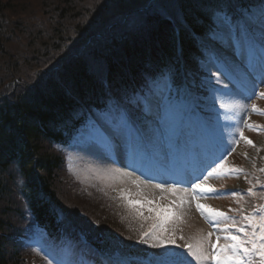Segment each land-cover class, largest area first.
<instances>
[{
	"label": "trees",
	"instance_id": "16d2710c",
	"mask_svg": "<svg viewBox=\"0 0 264 264\" xmlns=\"http://www.w3.org/2000/svg\"><path fill=\"white\" fill-rule=\"evenodd\" d=\"M73 1L75 0H66L64 6L57 9L52 7L53 4L42 5V12L48 19L55 13L56 19L64 20L66 17L72 22H77L76 26L72 27L74 28L72 34H67L62 26H56L48 33L50 43L44 41L46 32L38 31L35 36L33 35V41L35 43L39 39L43 42V45L39 44L42 52L33 49L32 42H23L20 49H16L18 56L12 55L13 59L6 62V66L0 72V103H2L0 105V264H40L44 262L41 256L34 253L32 249L23 250L22 243L17 241L19 218L22 216L18 202L21 199H29V201L33 199L32 207L39 202L42 203L35 215L36 218L33 219L37 221V225H42L49 233H52L57 225L58 218L66 214L67 219L73 221V226L70 227L72 230L67 232L73 240L78 236H85L93 245H97L102 241V237L108 235L123 242L133 239L126 229L117 225L115 220L127 211L121 209L118 202L104 193L97 184L81 182L85 187L79 191L78 181L80 179H75V176L66 171L64 163L56 152L52 151L50 145L57 138L59 131L64 132L63 128L68 126L71 119L72 102L65 92L70 89V94L79 100L89 99L88 96L94 95L98 89L101 90L102 84V75L89 77L85 64L81 60L76 62L69 52L66 55L65 50L68 47L63 48L68 43L73 44L71 48L75 52L82 42H87L88 37L100 28L96 23L99 21L104 23V37L111 38L115 28L109 33L106 26L121 21L122 16L117 17L121 13L136 16V8L150 4V0H133L125 5L120 3L121 0H113L109 5L100 8L102 10L100 15L94 13L96 16L92 17L93 19L89 17L87 21L81 18L84 12L80 13L78 8H73ZM251 2L252 0H214L213 6L215 5L220 12L230 16L240 11L239 15L242 18L239 19L243 20L245 11L252 7ZM116 3H120L122 7L114 11ZM206 4L207 0L200 1L199 5L196 0L189 3L190 7L193 5L198 7L197 11H193L199 19L188 16L187 25L181 28L184 56H189L190 53L193 56L198 55L197 46L200 39L218 34L217 22L213 20L216 11L211 10L210 15L207 16L205 12L209 10L205 7ZM10 8L7 3L0 0V56L8 55L10 48L7 45L13 42V38L29 34V27L21 22L16 23L12 30L6 26L10 23L7 16ZM150 15H145L147 17L141 28L118 36L125 44H117L116 37L111 45L106 47L109 51L108 60L112 75L119 69L123 55L127 51H132L133 47L137 49V52L130 54L131 60H126L131 65L125 66V73L128 71L132 74L133 71L141 69L142 78H144L155 68L175 61L173 29L167 24L168 22L166 23L159 11L156 10ZM25 19L30 20V18ZM53 19V17L50 19L52 23ZM155 24L160 25L157 31L154 30ZM25 29L28 32L25 33ZM31 29L33 30V27ZM16 34L19 35L16 36ZM70 35H73L72 39ZM99 37L94 36L96 39ZM73 39L74 41L71 42ZM126 45L133 49L125 47ZM23 48L28 50V53L22 52ZM19 57L23 59L20 60ZM62 61L72 62L73 65L61 72V76L56 72L57 76H60V81L54 82L56 94L58 93L54 98L50 93V72L62 65ZM78 65L81 66L80 72L83 73V77H80L74 85L70 71L73 69L75 72ZM34 74H43L44 77L35 81L36 77L31 76ZM117 75L120 78L123 77L120 73ZM94 88H96L95 91ZM38 108L42 109L38 111ZM51 116L55 119L54 123H50ZM86 212L89 215H85ZM102 219L108 223H101ZM119 232L124 235L125 239L117 237ZM124 245L128 248L127 244ZM254 261L255 259L252 260V264H257Z\"/></svg>",
	"mask_w": 264,
	"mask_h": 264
},
{
	"label": "rangeland",
	"instance_id": "374dc122",
	"mask_svg": "<svg viewBox=\"0 0 264 264\" xmlns=\"http://www.w3.org/2000/svg\"><path fill=\"white\" fill-rule=\"evenodd\" d=\"M2 1L4 3H7L8 7H11L10 8L11 10H9V12L7 13L8 20L10 21V23H9V25H6V26H8L9 30L10 29L12 30L13 27H15L16 23L21 22L23 25L29 27V34H23L21 37L13 38V42H11L9 45H7L10 48L7 52L8 55L0 56V72L6 66V62L13 59L12 55L18 56V55H16V54H18L16 49H20L23 42H25V43L32 42V44H34V45H32V46H34L33 49H35L36 51L42 52L39 44L43 45V42L40 41L39 39H38L39 43H38V41H35V43L33 41L34 40L33 35L35 36V34L38 33V31L46 32V34H44V41L51 43V41L48 40V37H49L48 33H49V31L50 32L53 31L54 27L62 26L64 29H66L67 34H72L73 29H74L72 27L76 26V24H77V22H72V21L68 20L66 17L64 20H62V18H58L59 16L57 17L58 19H56L54 17L55 13L52 14L50 16V18L48 19L46 14H44L42 12V9H43L42 5L47 4V3L53 4L52 7H54V8L56 7V9H57L58 7H62V5L64 4V1H66V0H2ZM80 1H82L81 4H80ZM112 1L113 0H75V1H73L72 6L75 9L78 8L80 13L84 12L83 14L86 16L84 17V15H82L81 18H83L85 21H87V19L89 17H91L89 19H93L92 17H95L96 15H100L102 12V10H100V8L105 6V5H109V3H111ZM131 1H133V0H121L120 3L125 5L128 3H131ZM120 3H116V5L113 8L114 11L116 9L119 10L122 7V5H120ZM94 13H96V15H94ZM88 15H90V16H88ZM52 17L54 18L53 19L54 24L52 23V21H50V19H52ZM25 18H30V20H26ZM32 27H33V30L31 29ZM24 31H25V33L28 32L27 29H25ZM18 35L19 34H16V36H18ZM228 35L227 34L222 35L224 38L223 42H225V41L233 42L232 33L229 35V39H226ZM70 36H71L70 39H72L73 35H70ZM49 39H51V38H49ZM73 41H74V39L71 42H73ZM68 44H66V46L63 48V49H66L68 47L65 50V54L67 52L70 53L73 50L71 48V46L73 44H69V45ZM13 49H15V50H13ZM252 49L253 50L250 53V55H247L244 60L239 59V65L238 66H240L241 68H239L238 70L240 73L245 74L246 78L251 79L250 86L253 87L254 90H256L255 92H257L259 89V87H257L259 85V82H260L259 80L264 81V61L261 60V56L264 55V53H262V51H261L259 40H258V43H256V44L253 43ZM21 51L28 53V50H26L25 48H23ZM223 55H225V54H223ZM54 56L55 55H53V57ZM9 57H11V58H9ZM28 57H30V55ZM28 57H25V58H28ZM236 57L237 56L235 54L230 56L232 61H235ZM19 59H20V57H19ZM22 59H20V60H22ZM53 60H55V59H53ZM70 72L72 73V78H73L76 73L73 71H70ZM24 77L26 78V76H24ZM259 86L264 91V82H262ZM255 92H254V94H255ZM240 97L242 98V96H240ZM241 98H239L240 101L237 103V105H235L236 113L232 117H230V119H228V121L226 123L227 126H229V127L233 126V128L230 129V131L228 132V133H230V138L228 140L232 141V144H233V148L231 149V152L237 153V156L233 158V161H235V159H236L237 162L240 161L241 163H244L245 165L247 164V166H249L250 169L260 168L263 166L262 164H263V160H264V155L262 154V149L264 148V133L252 137V139H254L255 142L258 143V147L254 148V149L249 147V143L244 138H241L240 139L241 141H238V142L232 139L231 131L234 128L236 129L237 132L240 130H244V129L247 130V126L245 127L246 122H247V124L254 123V124L264 125V113L261 111V109H259V106L255 104V101L253 99H245V98H242L243 99L242 100ZM0 105H2V103H0ZM253 105H255V108H256L255 111L253 110ZM41 109L42 108H38V111H40ZM261 112L263 113V115L261 114ZM160 113H162V107L159 111H157L158 115H157L156 119L158 118ZM154 123H155L154 124V128H155L158 125L156 124V121H154ZM150 135H152V132L150 133ZM239 138L240 137H238L237 140ZM157 151H158L159 155L162 157L163 161L166 160L163 158L169 159V156L165 155L163 150L157 149ZM243 155H244L245 159L243 158ZM87 158H85L83 160V162L86 165L87 170H89L91 173H96L97 175H100L101 177L104 178V174L101 173V169L105 170L108 165L106 164L104 166L103 164L97 162L96 159H94V163L90 162L88 165L87 164ZM118 173L120 175L122 174V172H118ZM221 175H222L221 170H217L216 172H213L212 175L209 176L208 179L205 181V184L211 188H217L218 184L222 185V183L220 181ZM116 177H117V174L115 173L114 178H109V177L108 178L109 179H115ZM127 180H129V182L134 181L133 178H129V177L125 179V181H127ZM226 188H228V187H226ZM126 189L133 190L135 188L133 185L129 184ZM144 189H147V190H144ZM140 191H147V192H144V193H147V195L142 193L141 196H138V198H140V199L136 198V196L133 195L135 197H132V201H138L139 203H138L137 208H140L142 210V212L144 211L147 215H150L152 217L157 216V213L148 211V208H153V206H154V204L152 202H151V204H148L149 201L154 200L160 209H164L166 207H173L175 205V202L177 201V195H174V194H172L170 192H166V191L162 192L160 189L153 187V186H151L150 188L144 186V187L140 188ZM178 194L186 195V199L188 202L182 208H180L178 210L181 218L179 220H176V221H171L165 225V228L167 229V231L165 233L167 235L169 234V235H172L174 237L176 236L182 245H184V244L195 245L199 239H201L202 237H206L209 232L212 233V236L210 237V241L212 244H214V242H216L217 236H219L220 239L224 238V235L226 236V231H227L226 220L227 219H222V218H220L219 220L215 219V220H213L214 223L212 225L207 224L203 220V217L196 210V203L191 201V198H189L190 195L187 193L185 194L184 191L183 192L178 191ZM196 202L204 204V205H206L212 209L223 208L221 205V202H219V201L216 202L212 198L211 199H199ZM145 206H147V208H145ZM85 215H89V214L86 212ZM102 220L103 221L101 223H105V224L108 223L106 220L105 221H104V219H102ZM97 226H99V223H97ZM118 236L124 237V235H122L121 232H119ZM44 241L42 240V242H40V241L37 242L38 247L42 248L45 251L48 249L53 251L52 247ZM206 250L209 254L212 252L211 247L207 246V245H206ZM62 253H63V257L59 258V260L63 264H69V262H72L73 258L72 257L70 258L69 252L64 251ZM189 258L192 259L194 264H197V261H195L191 256H189ZM210 262H211V259L204 261L203 264H210Z\"/></svg>",
	"mask_w": 264,
	"mask_h": 264
},
{
	"label": "snow or ice",
	"instance_id": "6c2138e0",
	"mask_svg": "<svg viewBox=\"0 0 264 264\" xmlns=\"http://www.w3.org/2000/svg\"><path fill=\"white\" fill-rule=\"evenodd\" d=\"M257 24H259V43L261 51L264 53V9L261 10L258 19L255 17H247L243 19L242 22L234 23L232 20L225 17L218 25V27L226 28L230 33L236 34V47L238 49L236 56L238 59L244 60L247 55H250L253 43L257 39L255 34ZM261 60L264 61V55L261 56ZM224 74H227L226 71ZM224 87L227 89L228 85L225 84ZM261 96H264V93H261ZM253 110H256L255 105H253ZM170 111V102L165 98V102L162 105V113L158 116L159 124L151 130L152 135L148 141L144 142L141 136H136L137 141L142 143L143 147L146 149L152 148L159 150H172L181 147V118H173L170 115ZM105 125L117 132L127 130L129 135L136 131L130 127L127 114L117 107H111L107 113L97 114L96 118L89 122L87 127L93 134V139L104 137V131H102V129L105 128ZM240 135L241 138H243L242 132ZM247 142L251 144V141ZM223 168L224 164L221 163L218 165L217 170ZM229 171L240 172L241 169H231ZM261 171H264V169H261ZM211 175L212 172H209L207 176L201 177V180L206 181ZM133 183L139 185L140 182L134 180ZM156 187L160 188L162 192L166 191L177 195V201L173 207H166L164 209H160L159 206L156 208H148L149 212H155L157 213V216L145 218L152 219L154 223L147 231L141 233L139 243L149 244L152 248L163 247L166 244L175 245L176 242L174 237L163 235V233L167 231L165 225L171 221L179 220L181 217L178 210L188 202L186 195L178 194L175 187L170 186L167 189L160 185H157ZM190 187L193 192L191 199L196 201L201 199L203 194L215 192V189L207 186L203 182L194 183L190 185ZM183 191L185 194L187 193V189ZM248 191L250 195H255L252 189H249ZM233 195H235V193H233ZM122 196H124V199L127 201V206L134 211L138 217L144 218L142 210L136 207L139 202L129 200L124 194H122ZM148 204H151V201H149ZM196 209L210 223L217 218L227 219L225 213L212 209L199 202L196 203ZM260 211L264 212V208L260 209ZM244 219L249 222L253 229L251 234L245 232V235L249 237L247 241H242L239 236L230 235L225 236L224 239L231 240L232 243L219 246L220 237L217 236V243L212 244L210 241L212 233L209 232L206 237L199 239L195 245L187 244L185 246L187 249L186 255L180 251H167L151 261L138 259L135 262L126 261L125 264H188L187 256H191L197 261V264H203L204 261L209 259L214 261L215 264H245L242 256H247L253 252L259 253L261 264H264V243H258V241H264V216H261L259 221H257L255 217L249 216H245ZM257 227L260 230L259 234L255 231ZM237 232H244V229L237 228ZM245 244H251L252 247L248 248ZM206 245L210 246L212 249L210 254L206 250Z\"/></svg>",
	"mask_w": 264,
	"mask_h": 264
},
{
	"label": "bare ground",
	"instance_id": "6f19581e",
	"mask_svg": "<svg viewBox=\"0 0 264 264\" xmlns=\"http://www.w3.org/2000/svg\"><path fill=\"white\" fill-rule=\"evenodd\" d=\"M152 4H153V2L150 3V5H152ZM156 4H157V3H156ZM156 4H155V5H156ZM155 5H154V6H155ZM155 25H156V24H155ZM159 27H160V25H158V26L156 25V27L154 28V30H155V31L159 30ZM227 54H228V51H227ZM126 55L129 56V55H130V51H127V52H126ZM31 76H32V78L36 77V78H35V81H36V80H41V79L44 77L43 74H40V75L34 74V75H31ZM132 79H133V76H132ZM83 84H84V83H83ZM84 85H85V84H84ZM2 100H3V99H2ZM0 102H1V101H0ZM54 122H55V119H53L52 116H51V117H50V123H54ZM101 173H103V174L106 173V174H107V172L104 171L103 169H101ZM33 202H34L33 199H30V201H29V199H28V203H29V205H32Z\"/></svg>",
	"mask_w": 264,
	"mask_h": 264
}]
</instances>
